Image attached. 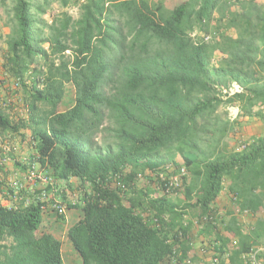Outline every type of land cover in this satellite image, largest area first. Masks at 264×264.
Segmentation results:
<instances>
[{"label": "trees", "instance_id": "trees-1", "mask_svg": "<svg viewBox=\"0 0 264 264\" xmlns=\"http://www.w3.org/2000/svg\"><path fill=\"white\" fill-rule=\"evenodd\" d=\"M8 2L13 24L4 66L23 87L26 116L0 110V132L29 138L35 153L28 164L13 160L24 176L38 165L57 186L78 182L68 207L80 216L67 238L80 264H174L178 250L180 262L191 244L180 241L185 211L178 208L212 210L227 182L257 222L243 233L232 217L230 233L214 241L222 250L237 239L229 264H245L243 255L264 244V214L257 215L264 211V136L238 151L219 149L215 133L202 144L211 129L206 121L222 104L215 84L238 82L244 91L230 101L249 114L259 106L255 116L264 123V3L181 0L169 9L161 0H58L62 10L55 12L53 0L0 6ZM74 5L78 17L68 11ZM68 84L74 100L60 111ZM98 134L105 135L102 147L94 146ZM164 152L182 156L192 174L177 189L187 204L135 185L138 170L166 164ZM42 199L0 204V264H65L62 240L45 228L53 209L44 210L50 202ZM212 228L199 232L210 236ZM259 258L264 262V252Z\"/></svg>", "mask_w": 264, "mask_h": 264}, {"label": "rangeland", "instance_id": "rangeland-1", "mask_svg": "<svg viewBox=\"0 0 264 264\" xmlns=\"http://www.w3.org/2000/svg\"><path fill=\"white\" fill-rule=\"evenodd\" d=\"M150 1H159V0H150ZM165 4V6L169 9L173 8L177 5L181 0H161ZM260 4L264 3V0H257ZM11 2H8V6L2 7L0 6V34L2 36L0 40V110L4 111L14 119L17 117L26 116V111L24 109L23 100H24V92L23 87L20 85L17 87V79L14 75L8 71V69L4 66L7 56V39L12 30V16L10 10ZM55 12L61 11V7L59 5L58 0H53L52 6L50 8ZM9 10V12H8ZM68 11L74 17H78L79 9L78 6H71L68 8ZM48 14L44 15L45 18H48ZM219 54L215 55V58H218ZM214 58V59H215ZM214 62V61H213ZM27 82L29 79L27 78ZM26 82V83H27ZM214 96V94H211ZM74 100V87L72 84H68L66 87V95L63 103L61 104L59 110L63 111L67 107H69ZM239 107V116L238 119L234 122H231L228 118V111L226 110V105L224 103L220 104L215 113H213L208 121V125L210 126V132L207 134H203L204 140L202 144L203 146H207L209 140L213 136V133L217 134L219 137V149H224L226 151H234L240 150L244 143H247L249 139L252 137H262L264 136V123L255 116V111L259 110L260 107L256 106L254 112L252 114L246 113L242 108L243 105L237 102ZM221 127V132H214L216 129ZM30 135V133H29ZM25 145H30L29 138L26 141H21L19 137L9 136L8 134L0 132V161H4V168L7 169L8 173L12 172V162L14 159L23 160L28 162L29 159L32 158V153L29 151L26 152L22 148V143ZM93 142L95 147H102L105 144V135L98 134L93 137ZM21 144V146H20ZM30 153V154H29ZM163 156L167 159L166 164H172L173 167L177 168L179 166H185L183 163V158L180 155H176L175 157H171L169 153L164 152ZM21 163V162H20ZM36 168L42 172L44 175L51 177L50 173L45 172L39 168L37 165ZM153 168H145L144 170H138V173H142L145 176L146 173ZM11 171V172H10ZM148 177V176H146ZM150 178V177H148ZM53 185H56L54 182V178H51ZM192 181V174L189 172V177L186 180V183L189 184ZM71 184L73 186H69V184H65L62 186H57L58 192L57 194H51L49 202L54 199L65 204L73 203L78 198L79 192V184L76 180L72 179ZM186 184V185H187ZM228 182L225 185V189L222 191L218 201L216 202V206L221 209L229 210L232 207V194L228 192ZM135 185L137 187H141L143 185H147L145 180H137L135 181ZM4 186L0 183V189L2 190ZM63 193V194H62ZM155 194H153L154 196ZM176 198L181 199L184 198L183 193H179ZM185 201V199H183ZM191 213L197 215L199 211L197 209H189ZM260 215L263 213V210H260ZM79 212V211H78ZM77 209L72 211L71 208L68 207L67 215L61 218L58 216L53 210L50 211L47 218H45L46 226L45 228H50L55 235H57L63 243V257L65 260V264H80V258L74 248L72 247L70 241L67 238V229L69 225L77 220L78 218ZM51 219V220H49ZM50 223V224H49ZM227 230H225L226 232Z\"/></svg>", "mask_w": 264, "mask_h": 264}, {"label": "built area", "instance_id": "built-area-1", "mask_svg": "<svg viewBox=\"0 0 264 264\" xmlns=\"http://www.w3.org/2000/svg\"><path fill=\"white\" fill-rule=\"evenodd\" d=\"M213 89L215 92V96L217 99L222 101L226 105V110L228 111V118L231 122H234L238 119L239 116V107L237 102L230 101L231 98H234L236 95L243 93V87L236 81H231L224 84H215L213 85ZM4 161H0V164L4 166ZM148 177L143 175L142 173H138L136 177L137 180H145L147 185L153 187L155 189L160 190L161 196H169L176 197L180 193L177 189H181L186 180L189 177L188 169L185 166H179L177 168L173 167L172 164H165L163 167H158L156 169H152L146 173ZM25 181L32 182L34 180H40L46 184L51 183V177L44 175L42 172H39L37 168L34 166L27 170L25 176ZM120 186L121 183L117 182ZM18 186L20 185L17 183ZM22 186V185H21ZM49 201V200H48ZM238 198L237 196L232 195V207L229 210L221 209L218 206H213L212 210L200 215L189 216L188 208H178L179 211L184 210L182 214V229L178 228V234L180 241H187L191 245L193 242H196L197 229H202L206 224L212 225V236L211 238L202 239L201 246L199 247L203 253L209 254L208 262L209 264H229L230 257L232 254V249L238 246L237 239H233V241L227 246L219 250V246H221V242L219 239L214 241V235L217 233H223L227 226V217L230 219L235 217L242 226L243 233H250L254 230V222H255V213L250 209H243L237 204ZM48 208L53 209L58 215H67L68 206L67 204L53 200L48 203V205L43 206L44 210ZM230 211V212H229ZM157 219L151 218L148 222L149 224H156ZM192 224L191 230L184 231L183 229H187L189 224ZM264 252V244L253 246L251 250L243 255L245 264H264V262L259 258L260 253ZM183 251H174L171 255V261L174 264H194V251L189 249L184 255L185 257L179 262V257H182Z\"/></svg>", "mask_w": 264, "mask_h": 264}, {"label": "crops", "instance_id": "crops-1", "mask_svg": "<svg viewBox=\"0 0 264 264\" xmlns=\"http://www.w3.org/2000/svg\"><path fill=\"white\" fill-rule=\"evenodd\" d=\"M20 146H21V144H20ZM22 148L26 152L29 151L32 154L35 153V149L32 147L31 143H30V145H25V143L23 142ZM19 162H21V164H23V165L28 164V162L24 161V158H23V160H21ZM11 164H12L11 165L12 166L11 167L12 172L10 171L11 173H8L7 169L4 168V170L6 171V174L5 175L0 174V182H1V180H3V185L7 186V187H3L2 190L0 189V204L5 205V206H18V205H21L23 203H28L29 201H31L35 198L41 199L42 196H43L42 200L48 201L50 198V192H52L51 194H57L58 189H57L56 185L46 184L40 180H34V181L28 182V183L26 182L24 190H20L16 181L17 180H21V181L23 180L22 182H24L25 171H23L22 167L18 163L15 164L14 162H12ZM141 187H145L146 189L151 188L149 185H143ZM183 199H185V197L181 198L179 200L183 201ZM183 203L187 204L188 201L185 199V201H183ZM72 211H74V209H72ZM77 212H78V217H79L80 216V210L77 209ZM260 212L261 211H259L257 213V215L263 216V213L260 215ZM193 215H195V214L191 213L189 211V216H193ZM75 221H73L70 225H72ZM229 221H230V219L227 217V222H229ZM256 222H257V218H256ZM197 230H198V232H196V234H197L196 242H193V244L191 245V248H190L191 251H194V253H195L194 259H193L194 264H209V262H208L209 254L205 255L203 253V251L200 250L199 247L202 244V242H201L202 239L211 238L212 235L208 236L206 234L200 233L199 232L200 229H197ZM225 233L228 234L230 232L226 231Z\"/></svg>", "mask_w": 264, "mask_h": 264}]
</instances>
